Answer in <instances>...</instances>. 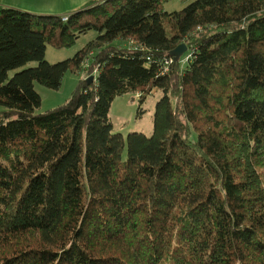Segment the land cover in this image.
I'll use <instances>...</instances> for the list:
<instances>
[{
	"label": "trees",
	"instance_id": "obj_1",
	"mask_svg": "<svg viewBox=\"0 0 264 264\" xmlns=\"http://www.w3.org/2000/svg\"><path fill=\"white\" fill-rule=\"evenodd\" d=\"M168 1L97 0L66 20L0 6V264H264V0ZM80 70L37 112L35 82ZM154 89L152 135L114 132L115 97Z\"/></svg>",
	"mask_w": 264,
	"mask_h": 264
},
{
	"label": "rangeland",
	"instance_id": "obj_2",
	"mask_svg": "<svg viewBox=\"0 0 264 264\" xmlns=\"http://www.w3.org/2000/svg\"><path fill=\"white\" fill-rule=\"evenodd\" d=\"M191 0H169L164 5V10L168 12L181 10L185 8ZM98 32L91 30L86 34H82L72 46L56 47L47 44L45 51V59L50 63H56L69 58H72L82 49L90 40L94 39ZM189 55L185 57L188 60ZM91 60V58H90ZM38 65V61L33 60L27 64L13 69L9 72V78L16 72ZM94 69L93 74L98 76V69ZM85 70L78 72L68 71L59 88H50L39 82H35V89L40 94L42 102L37 108V112L43 113L47 110L61 106L69 100L76 90L80 87L82 80L85 78ZM163 95L161 89H154L145 101H139L137 92H129L115 97L111 104L109 117L113 124V131L122 133L125 137L130 132H143L147 136H151L154 130V115L156 103ZM6 109V106L0 104V114ZM142 111V113L140 112Z\"/></svg>",
	"mask_w": 264,
	"mask_h": 264
},
{
	"label": "crops",
	"instance_id": "obj_3",
	"mask_svg": "<svg viewBox=\"0 0 264 264\" xmlns=\"http://www.w3.org/2000/svg\"><path fill=\"white\" fill-rule=\"evenodd\" d=\"M97 0H0V6H10L39 14L67 15Z\"/></svg>",
	"mask_w": 264,
	"mask_h": 264
},
{
	"label": "water",
	"instance_id": "obj_4",
	"mask_svg": "<svg viewBox=\"0 0 264 264\" xmlns=\"http://www.w3.org/2000/svg\"><path fill=\"white\" fill-rule=\"evenodd\" d=\"M188 51L186 43H181L176 48L170 51L169 56L174 59V61H180L181 57ZM96 80L94 74L90 75L87 78V83L90 85Z\"/></svg>",
	"mask_w": 264,
	"mask_h": 264
},
{
	"label": "built area",
	"instance_id": "obj_5",
	"mask_svg": "<svg viewBox=\"0 0 264 264\" xmlns=\"http://www.w3.org/2000/svg\"><path fill=\"white\" fill-rule=\"evenodd\" d=\"M63 19L66 20V19H67V16L64 15ZM131 43H134V42H131ZM173 61H174V59H173L172 57H170L169 59H167V60H166V66H167L168 64L172 63ZM90 62H91V60L88 59V60L86 61V65H88ZM166 66H165L164 71L167 70ZM96 72H97V69H96ZM94 74H96V73H94Z\"/></svg>",
	"mask_w": 264,
	"mask_h": 264
}]
</instances>
